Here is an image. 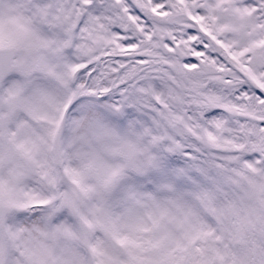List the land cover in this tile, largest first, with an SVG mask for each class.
I'll use <instances>...</instances> for the list:
<instances>
[{
  "label": "snow or ice",
  "instance_id": "snow-or-ice-1",
  "mask_svg": "<svg viewBox=\"0 0 264 264\" xmlns=\"http://www.w3.org/2000/svg\"><path fill=\"white\" fill-rule=\"evenodd\" d=\"M0 264H264V0H0Z\"/></svg>",
  "mask_w": 264,
  "mask_h": 264
}]
</instances>
